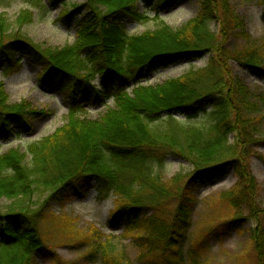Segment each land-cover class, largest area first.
<instances>
[{
  "label": "trees",
  "instance_id": "16d2710c",
  "mask_svg": "<svg viewBox=\"0 0 264 264\" xmlns=\"http://www.w3.org/2000/svg\"><path fill=\"white\" fill-rule=\"evenodd\" d=\"M140 1L152 8L158 5L160 12L178 0H84L61 14L63 20L80 15L77 38L64 47L41 48L16 37L6 38L9 27L0 15V66L8 63L12 67L17 53L26 54L41 67V76L64 89L69 99L64 126L30 143L26 153L12 150L0 156V201H12L7 212L0 214V264L53 259L42 235L51 214L49 204L65 205L94 183L103 197L113 194L118 199L112 226L124 223L126 232L143 229V234L130 238L139 249L141 263L156 251L180 252L198 201L196 188L222 177L230 167L239 176L232 192L235 205L249 204L252 219L254 213L264 216L252 203L257 184L240 154L241 149L249 150L258 132V121L264 116V92L252 95L232 65L235 61L264 77V48L226 45L227 34L236 30L229 26V0H204L197 15L179 28L163 23L153 31L129 37L125 32L128 22L150 17L140 12ZM215 21L220 24L218 36L223 43L212 31ZM208 53L211 56L205 67L160 84H142L161 68ZM97 78L98 87L93 84ZM110 99L115 107L101 118L82 117L85 106ZM208 107L210 129L173 127V114L195 118ZM29 115L26 102L8 103L0 83V139L11 137L15 126L25 132ZM233 133L236 141L229 144ZM166 155L186 159L193 172L185 179L179 175L164 178L154 165H162ZM255 219L250 238L259 263L264 264V222ZM235 220L220 224L190 249L193 264H200L197 256L213 235L220 239L238 226ZM99 233L92 231L79 241L87 244L88 257L99 255L104 264H131L123 250H116L107 242L110 240L102 241ZM165 259H153V264H167ZM182 263L181 254L173 264Z\"/></svg>",
  "mask_w": 264,
  "mask_h": 264
},
{
  "label": "rangeland",
  "instance_id": "374dc122",
  "mask_svg": "<svg viewBox=\"0 0 264 264\" xmlns=\"http://www.w3.org/2000/svg\"><path fill=\"white\" fill-rule=\"evenodd\" d=\"M83 2L84 0H0V15H3L9 27L6 38L16 37L24 43L41 48L72 44L77 38L76 30L80 15L63 20L61 14L65 10L71 11ZM202 2L204 0H178L157 12L158 5H153L152 8L140 1L138 2L140 12L147 13L150 17L142 22H128L125 25V32L129 37L140 35L157 29L163 23L174 29L179 28L197 15ZM229 4L231 9L229 19H232L229 26L236 27V30L227 34L226 45L240 47L255 44L254 46L264 48V0H229ZM235 17L239 19L235 21ZM239 24H242L241 28H237ZM212 31L217 34L216 36L220 35L221 27L218 21L212 24ZM218 40L223 43L220 36ZM210 56L208 53L200 59L185 60L161 68L144 79L142 84L156 85L198 70L207 65ZM14 60L16 63L12 67H9L8 63L0 66V83L5 87L8 103L16 105L26 102L31 115L25 132L15 126L11 137L0 139V156L12 150L26 153L30 143L53 134L64 126L68 117L67 92L43 78L41 67L33 63L26 54L17 53ZM232 65L234 72L245 85L249 86L252 95L264 92V77L243 68L235 61ZM93 84L98 87L99 78ZM132 90L133 84L129 82L128 91L132 93ZM114 107L115 102L112 99L96 106L87 105L82 117L97 120ZM210 113V107L195 118L175 113L173 115L176 121L173 127H176L175 130L181 126L210 129L212 126ZM166 116L163 115L159 122ZM258 122V132L253 136L249 150L241 149L240 154L245 157L246 169L250 170L256 181V195L252 197V203L261 212L264 211V116ZM235 141L233 133L229 136L228 143L234 144ZM154 168L166 179L177 175L185 179L194 170L186 159L172 155L163 157V164H155ZM238 182L237 171L230 167L217 180L199 185L195 190L198 201L193 208L190 225L180 243V252L176 253L174 249H169L164 254L156 251L143 263L138 256L139 249L131 240L134 236L143 234V229L126 232L127 227L124 223L115 228L114 222L112 226L110 222L117 208L118 199L113 194L103 197L94 183L91 189H83L81 194L74 195L65 205L49 204L51 214H48L43 225L42 235L53 251V259L39 257L34 264H104L99 255L88 257L87 244L79 243L84 235L92 231L100 232L97 237H102V241L110 240L107 242L116 250H123L131 264H153V259L159 261L165 256V263L173 264L181 254L182 264H193L190 249L211 230H216L220 224L235 219L238 226L229 230L220 239L213 235L205 250H201V254L197 256L198 261L200 264H260L256 246L250 238V228L255 227L257 223L255 218L264 222V216L263 213L259 215L254 213L252 219L249 204L235 205L233 198L235 194L232 195V192ZM11 204V200L2 199L0 214H5Z\"/></svg>",
  "mask_w": 264,
  "mask_h": 264
}]
</instances>
